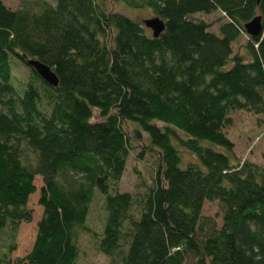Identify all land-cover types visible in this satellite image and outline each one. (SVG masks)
<instances>
[{
    "label": "trees",
    "instance_id": "trees-1",
    "mask_svg": "<svg viewBox=\"0 0 264 264\" xmlns=\"http://www.w3.org/2000/svg\"><path fill=\"white\" fill-rule=\"evenodd\" d=\"M116 3L151 10L164 29L153 37ZM216 10L217 33L193 16ZM255 15L264 24V0H21L14 10L0 0V264H13L38 175L43 212L16 263L74 264L85 231L110 264H264V162L235 163L223 131L231 111L264 113V32L248 35L246 57L232 50ZM32 58L72 77L53 87ZM15 64L28 80L13 79ZM128 123L158 154L152 184L134 195L110 192L132 148ZM95 190L101 233L86 224ZM205 201L220 204V227Z\"/></svg>",
    "mask_w": 264,
    "mask_h": 264
},
{
    "label": "rangeland",
    "instance_id": "rangeland-1",
    "mask_svg": "<svg viewBox=\"0 0 264 264\" xmlns=\"http://www.w3.org/2000/svg\"><path fill=\"white\" fill-rule=\"evenodd\" d=\"M1 1L6 7L14 10L19 8L21 0ZM47 1L54 3V0ZM112 8L131 16L143 25L144 20L155 17L154 13L146 8L131 10L121 3L112 5ZM193 16L198 19H204L210 24L209 30L216 33L218 32V25L226 19L218 10L209 13H194ZM148 31L151 32V29L149 28ZM247 41L248 34L246 32L245 34L239 35L232 45L233 53L239 52L246 57L247 53L245 46ZM12 71L14 74L13 79L16 81L25 82L29 78V70L20 64H15ZM56 74L58 79L62 82L69 81L72 77V72L68 68H65L63 71H56ZM95 115L93 116L94 120L96 119ZM228 115L231 119V123L226 126L223 131L232 142L233 150L230 157L235 163L241 164L243 161H252L262 165L264 162L261 156L264 149V113L255 114L251 111L248 112L243 109H238L231 111ZM157 124L162 126L159 122H157ZM125 128L131 137L132 148L129 150L130 152L126 159L123 174L120 180L113 184V188L110 192H128L134 195L136 192L142 191L146 186L152 184L151 181L155 175V167L158 164V154L156 150L150 148V141L144 131H141L140 137H134L133 129L136 128V125L128 123L125 125ZM178 149L185 162L194 160L190 152L181 148ZM22 156L23 158L25 157L24 161L26 164H33L35 161V156L28 150H26ZM34 177L35 190L28 196V202L26 204V209L31 211V218L29 221H21L16 230L17 232L14 239L15 249L10 252L13 264H25L16 263L15 260L25 256L32 247L37 232V222L43 212L42 206L39 203L42 177L39 175ZM103 203L104 195H101L95 190L94 198L88 206L89 210L86 221L88 228H90L93 233H101L103 231L105 220V208ZM201 212L203 216L212 219L217 227L221 226L222 211L218 201H205ZM77 239L79 251L74 264H110L108 257L98 249L97 240L92 236V233L81 231ZM8 240L7 234L2 233L0 237V246L9 243ZM184 264H193L192 258L188 256Z\"/></svg>",
    "mask_w": 264,
    "mask_h": 264
},
{
    "label": "water",
    "instance_id": "water-1",
    "mask_svg": "<svg viewBox=\"0 0 264 264\" xmlns=\"http://www.w3.org/2000/svg\"><path fill=\"white\" fill-rule=\"evenodd\" d=\"M260 0H257V2ZM144 25L153 32V37H158L161 31L164 29V21L158 17L149 18L144 20ZM246 33L251 37H256L264 32V24L262 23V17L260 15H255L253 19L246 22L243 25ZM28 64L32 67L37 75L47 82L49 85L55 87L58 85L59 80L55 71L49 68L44 63H41L39 60L32 58L28 60Z\"/></svg>",
    "mask_w": 264,
    "mask_h": 264
}]
</instances>
